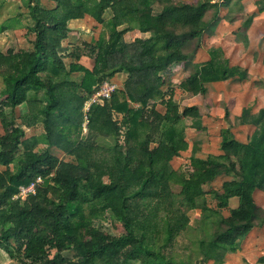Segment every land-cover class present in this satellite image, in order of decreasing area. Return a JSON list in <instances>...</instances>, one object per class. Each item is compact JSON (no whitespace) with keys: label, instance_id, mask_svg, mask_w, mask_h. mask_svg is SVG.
<instances>
[{"label":"trees","instance_id":"1","mask_svg":"<svg viewBox=\"0 0 264 264\" xmlns=\"http://www.w3.org/2000/svg\"><path fill=\"white\" fill-rule=\"evenodd\" d=\"M49 1L54 5L22 0L31 21V49L0 50L6 89L0 98V164L5 167L0 171V250L16 264H222L256 226L254 193L264 191V108L253 113L243 107L238 115V124L254 126L246 143L230 131L226 109L222 154L192 157L187 177L170 162L187 149L185 118L198 112L194 106L180 109L173 91H163L165 72L179 64L189 67L179 83L187 92L190 79L205 94L208 83L248 78V70L231 65L221 48H210L206 62L192 61L218 16L217 2ZM106 10L111 12L107 20ZM16 16L0 22V33L21 25ZM85 16L108 28L106 38L100 35L70 53L78 60L86 49L94 59L92 69L76 61L66 65L60 52L69 22ZM133 29L144 37L126 42L124 34ZM73 72L82 73L79 82L70 79ZM119 72L126 73L122 88L85 112L87 97ZM38 123L42 132L25 137L24 127ZM222 173L232 179L222 183V192L211 191L214 208L203 186ZM32 182L34 193L17 196ZM231 197L238 205L224 216L221 210ZM194 209L200 215L190 222L187 212ZM109 215L120 221L118 236L97 224ZM257 260L264 264V254Z\"/></svg>","mask_w":264,"mask_h":264},{"label":"rangeland","instance_id":"2","mask_svg":"<svg viewBox=\"0 0 264 264\" xmlns=\"http://www.w3.org/2000/svg\"><path fill=\"white\" fill-rule=\"evenodd\" d=\"M175 1V0H174ZM194 1V0H192ZM43 5L50 7L54 5L49 0H42ZM0 22L8 17L16 16L20 19L21 25L15 29H8L5 32L0 33V50L6 51L13 49L14 51L27 50L31 45V39L33 34L29 33V27L31 21L28 14V8L23 5L22 0H0ZM52 4V5H51ZM108 12V11H107ZM105 17V16H104ZM107 20V18H105ZM78 23V22H77ZM83 24V25H82ZM82 25V26H81ZM72 32L73 43L79 45V43H88L89 37H97L98 33L104 38L108 35V28L104 25H97L94 21H83L74 27ZM71 32V31H70ZM94 33H97L95 36ZM132 35L130 38L132 39ZM93 39V38H92ZM203 51L209 46L222 47L220 42L209 40L207 32L205 31L202 36ZM223 43V42H222ZM79 46V47H81ZM244 46V47H243ZM225 48V54L230 60L231 64H239L243 68H247L249 76L246 80H227L224 82H218L207 86V92L205 94L199 91V86L195 79H190L191 86L190 92L183 91L179 88L180 81L185 77L186 73H189V67H184L182 64L170 67L164 74L163 91H173V99L179 105L180 109L185 107L194 106L198 112V116H188L185 118L186 129L185 136L189 141L190 150L186 159H190L194 155L198 154L202 159H206L208 154H211L218 147V139L221 138V130L228 127L226 120L224 119V111H229V119L231 121L230 131L236 137L243 139L248 137L253 131V126H245L237 123V117L243 107H249L251 112L255 113L258 109L264 108V58L263 63L259 61V53L264 51V45H237L227 44L223 46ZM83 48V47H81ZM86 50V49H84ZM205 55V53H204ZM261 58V57H260ZM66 63V61H65ZM67 64V63H66ZM0 95L1 99L6 95L5 85L0 78ZM168 96V95H167ZM19 106L16 108L15 115L18 116L21 111ZM156 109L159 112H164L165 108L159 101L156 103ZM114 119L120 123L122 116L113 115ZM19 121V120H18ZM122 124V123H121ZM25 128V137L38 134L42 132V125L36 124L31 128ZM85 132V130H84ZM3 133V128L0 124V134ZM108 141V140H106ZM154 146V144H151ZM40 147V146H39ZM50 153L56 155L60 159L69 160L70 157L64 155L63 152L57 149H50ZM208 157V156H207ZM186 163V162H184ZM182 171L188 177L190 174V163L188 168L182 167ZM225 177H216L214 181L205 185L206 199L208 205L215 208L217 201L212 198L209 193L211 190L220 191V183ZM23 193V192H22ZM23 196L25 194H22ZM17 197V196H15ZM25 197V196H24ZM21 197V198H24ZM255 201L259 208L258 216L255 219L256 226L253 227L246 238L240 243L238 252H234L229 261L237 264H258V257L264 254V191H257L255 194ZM227 208L221 210L222 215H228V207L231 208L235 204V201L230 199ZM187 214L190 217V222L197 220L200 215L199 210H189ZM102 230L110 233L111 235H120L123 232L120 221L114 219L111 215L102 222ZM194 253V252H193ZM71 252H65L64 255L69 256ZM211 261L205 264H210ZM0 264H16L5 252L0 250ZM130 264H140L139 260L132 261ZM213 264V263H212Z\"/></svg>","mask_w":264,"mask_h":264},{"label":"crops","instance_id":"3","mask_svg":"<svg viewBox=\"0 0 264 264\" xmlns=\"http://www.w3.org/2000/svg\"><path fill=\"white\" fill-rule=\"evenodd\" d=\"M175 1H184V2H189V3L197 2V0H194V1H192V0H175ZM215 1L218 4V14H217L218 16L216 17V19H214L210 23V25L207 27V29L205 31L207 32V37L209 38L210 41L213 40V42H214V41L218 40L220 42L219 45L222 47L209 46L208 48H206V51H203L204 46L202 43L201 48H199L197 50V52L195 53V55L193 57L192 61L194 63H203V62H206L207 60H209L210 56H209L208 50L210 48H221L223 53L225 54V51H224L225 48L223 46L227 45V44H233L234 46L242 44V45L247 46V45H251V44L259 45V44L263 43V45H264V0H213V2H215ZM104 16H105L104 18L109 19V17L111 16V12L109 10H106L104 13ZM86 20L92 21V22L94 21V23L96 22L90 16H85L82 19L71 20L69 22V29L70 30L67 34V37L61 43V51L60 52L63 54V61H64V63L66 61V63H67V64L65 63L66 65L70 64L71 62L76 61L78 64H81V65L85 66L86 68L92 69V67L94 65V59L91 58L85 50L81 53L78 60H75L72 56H70V53H72L76 47L81 46V43H79V45H76L75 43H73V41H71V39H72L71 34H72V32L75 31V30H73V28L77 27V24H79V22H83ZM96 24L100 26L99 23L96 22ZM96 34L97 33H94L93 35L95 36ZM130 35L133 36L132 39L130 38ZM99 36H100V34L98 33L97 37L96 36L95 37H89L90 39H88L87 42L92 43L94 40L98 39ZM142 36L144 37V35L141 34L139 32V30L133 29V30L126 32L124 34L123 38L126 42H130L135 37H142ZM32 40H33V37L31 39V42H32ZM31 45H32V43H31ZM81 47H83V46H81ZM81 47H79V48L82 49ZM31 48H32V46L27 48V50H30ZM204 53H205V55H204ZM224 56L226 58H228L226 55H224ZM263 58H264V51L261 54L259 53V61L261 63H263ZM228 60H230V59L228 58ZM229 63H230V61H229ZM231 65H239V64H231ZM245 69H247V68H245ZM81 77H82L81 72H73L70 74V79L75 81V82H79ZM125 78H126V73L119 72V73H116L115 76L112 77L110 80L113 83H115L117 85V87L120 89L123 86V81ZM222 82H224V81H222ZM214 83H218V82L208 83L207 86L214 84ZM134 106H136V104H134ZM245 126H250V125H245ZM234 137L243 143H246L247 139H248V137L240 139L239 137H236V135H234ZM185 139L188 143V147L185 151L180 152V154L178 156L173 157V159L170 162L173 169H179V168L183 169L182 167L188 168V164L191 162L190 159H188V160L186 159V156H189L188 151L190 150L191 146L189 144L188 139L187 138H185ZM220 142H221V138L218 139L217 149H215L211 154H208L207 156H209V155L217 156V155L222 154V152L220 150ZM193 157L201 158V156L198 154L194 155ZM184 162H186V163H184ZM4 168H5L4 165L0 164V171L3 170ZM191 170L192 169L190 168V171ZM218 176L219 177H223V176L225 177L224 179H222V181L220 183V187H219L220 191H222V183L226 180L232 179V176L225 174V173H222ZM213 181H214V179L211 182L206 183L205 185H209ZM205 185L203 186V189H204ZM204 191H205V189H204ZM211 191H213V190H211ZM211 191L209 193H211ZM257 191H260V190H256L254 193V196H255ZM217 193H220V192H217ZM230 199L234 200L235 204H236L231 208H235L238 205V198L237 197H231V198H229V200ZM229 209L230 208L228 207V214H229ZM194 210H196V209H194ZM236 251L238 252V250H236ZM236 251H234V252H236ZM234 252H227L226 255L224 256L222 264H237L235 262L229 261V258L232 257V254ZM261 255H263V254H261ZM261 255H259V257ZM209 261H211L210 264L213 263L212 260H209Z\"/></svg>","mask_w":264,"mask_h":264},{"label":"built area","instance_id":"4","mask_svg":"<svg viewBox=\"0 0 264 264\" xmlns=\"http://www.w3.org/2000/svg\"><path fill=\"white\" fill-rule=\"evenodd\" d=\"M118 89L117 85L113 83L111 80H105L100 83L97 89L87 97L84 102L83 110L87 112L92 105H104L106 101H108L112 94ZM122 120V117H121ZM122 122L120 121V124ZM124 126H121L119 132V142L123 143L124 140ZM41 178H37L36 182H40ZM35 191V182L30 183L28 186L20 187V192L17 196L24 197L28 193H34ZM23 192V193H22ZM22 194H25L24 196Z\"/></svg>","mask_w":264,"mask_h":264}]
</instances>
